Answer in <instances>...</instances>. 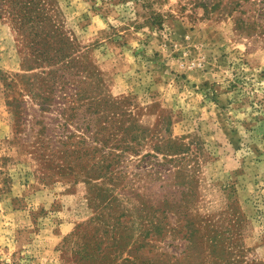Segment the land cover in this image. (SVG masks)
Returning <instances> with one entry per match:
<instances>
[{"label":"rangeland","instance_id":"obj_1","mask_svg":"<svg viewBox=\"0 0 264 264\" xmlns=\"http://www.w3.org/2000/svg\"><path fill=\"white\" fill-rule=\"evenodd\" d=\"M236 16L0 0V264H264V35ZM57 124L86 133L66 165Z\"/></svg>","mask_w":264,"mask_h":264},{"label":"trees","instance_id":"obj_2","mask_svg":"<svg viewBox=\"0 0 264 264\" xmlns=\"http://www.w3.org/2000/svg\"><path fill=\"white\" fill-rule=\"evenodd\" d=\"M189 4L192 5V8L194 10H199L201 14V18H211L216 13H226L227 15H234L237 14L235 19V29L238 30L240 33H245L247 36H259L264 35V0H187ZM183 8H186V5H183ZM37 58L43 60H48L49 56L45 50H37ZM67 58V60H65ZM65 63H63L62 68H57L56 70L52 69L49 72V75L51 76H61L60 73H58L62 69H68L69 66L72 64L71 60L69 59V55L64 58ZM39 63V62H38ZM63 83V84H60ZM58 84V88L56 91H54L58 100H67V103L69 105L75 104V102L78 100V96L81 95V90L74 86V84L70 83L69 80H66V78H62L61 82ZM34 95V94H33ZM63 97V98H62ZM21 105V104H19ZM17 106V108H20V106ZM62 113L60 112V115ZM57 119V117H55ZM74 118V115L69 116L68 120L65 122H72V119ZM54 126L51 129H48L47 126H43L39 131L47 130L50 133H53L52 141L50 144H52V148L50 146H45L44 150H48V154L52 157H55L62 162L60 164L66 165L67 159H69V155H67L66 150H64L63 145L67 144V140L74 139L70 145H73L74 148L71 150L72 155H76L80 152V145H83L85 142V139L83 136H81L84 132H82L80 135H77L75 133H72L68 130V127L66 126L67 133L66 134H60L56 129L60 130L61 128H64V124L60 126ZM61 127V128H60ZM79 132V130H78ZM57 138L59 140H57ZM88 139H91L92 137L87 135ZM53 142V143H52ZM55 142H59V144H55ZM55 144V145H54ZM63 149H62V148ZM87 149H89L88 145H86ZM54 148V149H53ZM63 165V166H64ZM157 228H155V231Z\"/></svg>","mask_w":264,"mask_h":264}]
</instances>
